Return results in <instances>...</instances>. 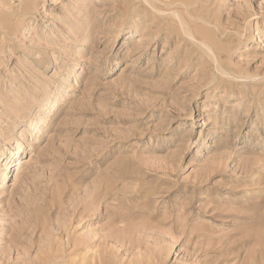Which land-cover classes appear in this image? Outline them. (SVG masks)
<instances>
[{
  "label": "rangeland",
  "instance_id": "obj_1",
  "mask_svg": "<svg viewBox=\"0 0 264 264\" xmlns=\"http://www.w3.org/2000/svg\"><path fill=\"white\" fill-rule=\"evenodd\" d=\"M36 2L0 42V264H264V0Z\"/></svg>",
  "mask_w": 264,
  "mask_h": 264
},
{
  "label": "bare ground",
  "instance_id": "obj_2",
  "mask_svg": "<svg viewBox=\"0 0 264 264\" xmlns=\"http://www.w3.org/2000/svg\"><path fill=\"white\" fill-rule=\"evenodd\" d=\"M36 1L37 0H0V42L16 32L18 25L22 23L21 21L24 17L34 13L35 9L37 8ZM146 1L151 6H155L154 0ZM150 24L152 23H148L147 25ZM26 28H30V26L26 25ZM139 30L143 32V27ZM203 44L207 46L210 51H213V47L210 43L204 42ZM71 73H73V70L68 72L67 76H69V74ZM59 92V89L54 90L52 92L51 99L48 101L44 100V103L46 104L43 112L44 114H41L38 119L31 125V129L29 132L31 137L36 138L38 136L43 124L47 120L46 114L51 110L53 104H55L56 97L59 95ZM27 124L30 125V122H27ZM23 126H25V123L21 122L20 126H17L18 130H16L15 127L13 133L15 132L23 136V133L26 132L25 128L23 129ZM24 145L25 143H20L15 149L11 151L10 155H5L0 151V185H2V182L5 181V177H9V175L12 173L13 167H16L20 163V153H23V150L25 148Z\"/></svg>",
  "mask_w": 264,
  "mask_h": 264
}]
</instances>
